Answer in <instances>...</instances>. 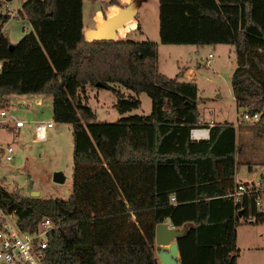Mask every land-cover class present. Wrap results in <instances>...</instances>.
Segmentation results:
<instances>
[{"label":"trees","instance_id":"1","mask_svg":"<svg viewBox=\"0 0 264 264\" xmlns=\"http://www.w3.org/2000/svg\"><path fill=\"white\" fill-rule=\"evenodd\" d=\"M157 2L160 44L233 46L232 98L247 114L259 113L251 127L264 136V0ZM9 16L0 11V31ZM14 16L31 31L14 44L0 32V100L49 95L52 121L71 127L66 199L0 187L20 228L42 217L58 225L47 234V263L159 264L154 225L168 220L176 228L188 224L176 239L180 264H236L235 227L264 223V206L254 205L264 189L238 201L230 195L237 170L232 124L213 123L206 139H190L191 128L207 126L198 123L195 83L180 80L183 70L171 78L159 73L153 41L86 40L81 0H26ZM97 81L115 96L121 116L113 122L96 121L86 105L85 87ZM141 92L150 100L145 114L134 112Z\"/></svg>","mask_w":264,"mask_h":264},{"label":"rangeland","instance_id":"2","mask_svg":"<svg viewBox=\"0 0 264 264\" xmlns=\"http://www.w3.org/2000/svg\"><path fill=\"white\" fill-rule=\"evenodd\" d=\"M25 1L4 2L10 16L3 23L0 32L12 44L20 40L25 32L31 31L25 18L10 14L19 10ZM107 2L108 0H81L83 23L90 24L94 11L103 8ZM157 7V0H143L136 11V19L150 21L157 18ZM116 9L112 6L109 12L114 13ZM133 27L134 22L131 19L118 27L117 32L124 37ZM117 38L116 34L115 39ZM148 38L150 40L153 38L152 33H149ZM126 39L147 40L137 33L129 34ZM156 67L159 73L168 78L183 70L181 81H186L184 74L189 71L185 76L191 74L189 81L196 85V106L201 120L208 121L211 118L216 122L229 123L244 120L241 117L243 109L236 106L232 99L229 84L235 67L232 45L193 46L158 42ZM109 85L122 92L124 96L133 95V92L118 84ZM85 89L86 105L93 111L96 121L113 122L121 116L113 108L115 96L111 91L93 85ZM35 97H40L38 103L34 102ZM136 97L141 101V107L134 112L145 114L144 110L148 111L150 107L149 98L143 92L138 93ZM0 107L6 111V116L0 118V147L11 148L10 160H5L4 155L0 154V187L11 193L17 191L22 196L36 192L40 199H66L71 192V127L66 123L52 121L50 96L12 94L0 100ZM16 120L22 121V127L17 128L13 125ZM46 122H50L51 127L45 131V139L37 140L33 133V125ZM241 124L247 134L245 137L243 134L237 138L239 163L235 172L236 178L241 182H249L248 185L259 186L255 187L257 190L264 189V168L260 169L256 163L259 158L264 160V136H255L252 123ZM250 133L253 138L248 137ZM258 148L261 149V153ZM247 166L252 167V171L249 172ZM57 171L63 176L60 183L52 181V174ZM240 224L237 231V246L244 249V254L236 264H264V223Z\"/></svg>","mask_w":264,"mask_h":264},{"label":"built area","instance_id":"3","mask_svg":"<svg viewBox=\"0 0 264 264\" xmlns=\"http://www.w3.org/2000/svg\"><path fill=\"white\" fill-rule=\"evenodd\" d=\"M14 16L15 13H10ZM210 57V54H208ZM6 116V111L0 107V118ZM241 117L246 122L253 123L259 118V113L247 114L243 112ZM2 122V121H1ZM200 123V121H198ZM15 127H22V121L13 122ZM213 125V121L207 122L206 127H193L189 130V138L192 140L206 139L208 129ZM51 126L50 122L36 123L33 125V133L37 140L45 139V131ZM11 148L3 147L2 154L5 160H10ZM257 188L247 185L245 182L237 181L230 195L235 201L244 193L256 192ZM174 201V198H169ZM256 210H261L264 206V199L260 196L254 198ZM253 221V217L247 219ZM58 225L49 218L42 217L33 228L22 229L18 226L14 210L9 209L7 202L0 201V264H48L47 263V234Z\"/></svg>","mask_w":264,"mask_h":264},{"label":"water","instance_id":"4","mask_svg":"<svg viewBox=\"0 0 264 264\" xmlns=\"http://www.w3.org/2000/svg\"><path fill=\"white\" fill-rule=\"evenodd\" d=\"M8 1V0H3ZM143 0H130L120 7L114 15L103 19L94 28L83 31L82 35L90 41L115 40L117 28L126 21L134 18L136 11ZM94 87L104 88L105 85L97 81ZM63 176L60 172H53L52 181L60 183ZM29 197H37L36 192H31ZM186 226L180 228L169 226L166 222L156 223L153 231L154 255L159 264H180L176 239L185 232Z\"/></svg>","mask_w":264,"mask_h":264},{"label":"crops","instance_id":"5","mask_svg":"<svg viewBox=\"0 0 264 264\" xmlns=\"http://www.w3.org/2000/svg\"><path fill=\"white\" fill-rule=\"evenodd\" d=\"M109 1V0H108ZM116 1V5H111V4H109V2H107V3H105V5L103 6V8H99V9H96L95 11H94V14H93V16H92V20H91V22H90V24L88 23V24H85V23H83V21H82V3H81V23H82V29H81V32L83 33V31H85V30H87V29H90V28H94L95 26H97L103 19H105V18H107V17H110V16H112V15H114L115 13H117V11H118V9L120 8V7H122L123 5H125L126 3H128L130 0H115ZM5 2V1H4ZM112 6H115L117 9H116V11L114 12V13H110L109 12V8L110 7H112ZM6 9V11H7V6H6V4L4 3L3 5H2V7H1V10L3 11V10H5ZM132 21L134 22V27L133 28H131L127 33H125V36L124 37H121L120 35H119V32H117L116 34H117V36H118V38L117 39H125V37L127 38V36H129V34H138V35H140V36H143V37H145L147 40H150L149 38H148V35H149V33H152V35H153V38L150 40V41H153V42H155L156 44H158V19L157 18H154V19H151L150 21L147 19V20H137L136 19V16H134V18L132 19ZM137 25L139 26V29H136V27H137ZM149 31V32H148ZM116 37V36H115ZM154 37H156V38H154ZM9 41V40H8ZM235 56V55H234ZM235 68V67H234ZM187 72H189V71H187ZM186 72V73H187ZM185 73V74H186ZM191 73V72H190ZM185 74H184V77H186V80L187 81H189V80H191L190 78H191V74H187V76H185ZM87 91V90H86ZM34 96H37L36 94H33ZM231 96H232V94H231ZM233 99V98H232ZM35 101V103H38L39 102V100H40V97H35V99H34ZM140 101V100H139ZM235 102V101H234ZM2 105H4V104H1V106ZM237 106V105H236ZM140 107H141V101H140ZM197 107V106H196ZM50 109H51V107H50ZM144 109V108H143ZM243 109V112L245 111V109L244 108H242ZM149 110V109H148ZM51 111V110H50ZM144 112L145 113H147L148 111H146V110H144ZM141 114H143L142 112H140ZM199 114V113H198ZM210 120H212L213 121V119H211V118H209L208 119V121H204V120H201L200 118H199V116H198V121H200L201 123H207V122H209ZM215 124L216 123H229V122H216V121H213ZM246 121H242V122H239V123H232V122H230L229 124H232V126H233V128H234V134H235V146H236V152H235V162H236V165L238 166V163H239V158H238V152H239V150H238V145H237V138L239 137V135L241 136V135H243L244 134V137H245V134H247V132L243 129V127H242V124L241 123H245ZM248 123H250V122H248ZM254 123V122H253ZM51 127V126H50ZM50 127H48V128H50ZM17 128H20V127H17ZM47 128V129H48ZM46 129V130H47ZM248 137L249 138H253V135H252V133H250V135H248ZM258 151L261 153V149L260 148H258ZM2 153V148L0 147V154ZM257 164H258V166H260V169H263L264 168V160L263 159H261V158H259L258 160H257V162H256ZM247 170L250 172V171H252V167L251 168H249V166H247ZM237 181H239L237 178H236V175H234V183H236ZM242 182H245V183H249V182H247V181H242ZM254 187H257V188H259V186H255V185H253ZM171 197H173L174 198V196H173V194H171L170 196H169V198H171ZM169 202L170 203H174L175 202V199H174V201L172 202V201H170L169 200ZM164 222H166L169 226H172L169 222H168V220H165ZM248 222V221H247ZM183 225H185V226H188V224H183ZM239 225H241V224H238L236 227H235V234H236V242H235V247H236V252H235V257H236V261L238 260V259H241V257H243V254H244V249H242V248H240V247H238L237 246V240H238V236H237V231H238V228H239ZM178 228H180V227H178ZM187 228V227H186Z\"/></svg>","mask_w":264,"mask_h":264}]
</instances>
